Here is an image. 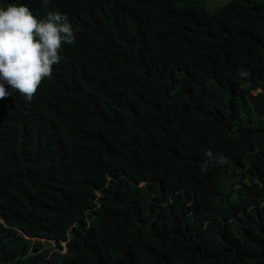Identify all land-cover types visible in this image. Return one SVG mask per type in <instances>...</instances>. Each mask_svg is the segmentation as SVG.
Listing matches in <instances>:
<instances>
[{"label": "trees", "instance_id": "1", "mask_svg": "<svg viewBox=\"0 0 264 264\" xmlns=\"http://www.w3.org/2000/svg\"><path fill=\"white\" fill-rule=\"evenodd\" d=\"M19 2L75 39L0 98V264H264V0Z\"/></svg>", "mask_w": 264, "mask_h": 264}, {"label": "clouds", "instance_id": "2", "mask_svg": "<svg viewBox=\"0 0 264 264\" xmlns=\"http://www.w3.org/2000/svg\"><path fill=\"white\" fill-rule=\"evenodd\" d=\"M74 39L67 14L49 11L39 18L19 0L0 5V98L18 92L31 100L41 81L50 77L53 66L60 62L61 45L71 44ZM205 155L209 161H225L211 150ZM207 167L206 161L202 170Z\"/></svg>", "mask_w": 264, "mask_h": 264}, {"label": "rangeland", "instance_id": "3", "mask_svg": "<svg viewBox=\"0 0 264 264\" xmlns=\"http://www.w3.org/2000/svg\"><path fill=\"white\" fill-rule=\"evenodd\" d=\"M46 242H48V243H52L54 246L56 245L57 246V250L58 251H61L62 252V248H61V246H59L58 244H57V242L56 241H51V240H46ZM63 246H64V248H65V250H63L64 251V253L66 252V250H67V243H64L63 244Z\"/></svg>", "mask_w": 264, "mask_h": 264}, {"label": "bare ground", "instance_id": "4", "mask_svg": "<svg viewBox=\"0 0 264 264\" xmlns=\"http://www.w3.org/2000/svg\"><path fill=\"white\" fill-rule=\"evenodd\" d=\"M41 18V17H40Z\"/></svg>", "mask_w": 264, "mask_h": 264}]
</instances>
